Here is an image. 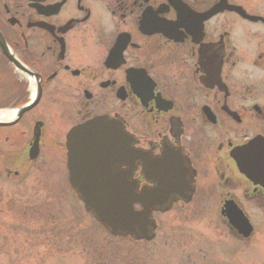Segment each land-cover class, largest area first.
<instances>
[{
  "label": "flooded vegetation",
  "instance_id": "flooded-vegetation-1",
  "mask_svg": "<svg viewBox=\"0 0 264 264\" xmlns=\"http://www.w3.org/2000/svg\"><path fill=\"white\" fill-rule=\"evenodd\" d=\"M97 118L154 216L213 214L242 240L231 217L264 208L235 156L257 139L264 157V0H0V214L6 183L80 200L72 174L95 165L71 169L69 133Z\"/></svg>",
  "mask_w": 264,
  "mask_h": 264
},
{
  "label": "rangeland",
  "instance_id": "rangeland-1",
  "mask_svg": "<svg viewBox=\"0 0 264 264\" xmlns=\"http://www.w3.org/2000/svg\"><path fill=\"white\" fill-rule=\"evenodd\" d=\"M14 190L5 184L0 264H264L263 207L245 204L253 233L242 240L232 237L216 215L177 209L154 216L160 224L155 236L138 241L111 235L69 196L35 198L30 185Z\"/></svg>",
  "mask_w": 264,
  "mask_h": 264
},
{
  "label": "water",
  "instance_id": "water-1",
  "mask_svg": "<svg viewBox=\"0 0 264 264\" xmlns=\"http://www.w3.org/2000/svg\"><path fill=\"white\" fill-rule=\"evenodd\" d=\"M108 123L102 121L92 122L83 128H110ZM101 133H98L100 135ZM80 135V132H75L74 136ZM97 136V134H94ZM78 141H74L70 146V154H78L80 152ZM257 142H252L239 152V163L241 169L251 179L259 182L264 179V157L262 160L256 159L254 156ZM78 165L77 162L71 163ZM264 184V183H263ZM75 188L81 187L80 184L74 183ZM80 192V190H79ZM82 200L87 211L113 235L126 236L130 235L136 240L151 239L154 233H151L156 228L154 220L150 218V210L145 207L146 200L144 195H136L133 192L125 190L121 183H101L96 185L95 191H83ZM135 202L143 204L144 209L135 210ZM243 224L241 232L248 235L252 227L248 219L240 214Z\"/></svg>",
  "mask_w": 264,
  "mask_h": 264
},
{
  "label": "trees",
  "instance_id": "trees-1",
  "mask_svg": "<svg viewBox=\"0 0 264 264\" xmlns=\"http://www.w3.org/2000/svg\"><path fill=\"white\" fill-rule=\"evenodd\" d=\"M98 264H107V262H104L103 260H101Z\"/></svg>",
  "mask_w": 264,
  "mask_h": 264
}]
</instances>
